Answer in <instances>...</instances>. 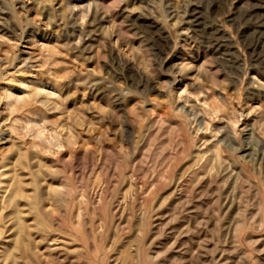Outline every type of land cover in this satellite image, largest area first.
I'll return each mask as SVG.
<instances>
[{
    "label": "rangeland",
    "instance_id": "rangeland-1",
    "mask_svg": "<svg viewBox=\"0 0 264 264\" xmlns=\"http://www.w3.org/2000/svg\"><path fill=\"white\" fill-rule=\"evenodd\" d=\"M16 187L0 264H264V0H0Z\"/></svg>",
    "mask_w": 264,
    "mask_h": 264
},
{
    "label": "bare ground",
    "instance_id": "bare-ground-1",
    "mask_svg": "<svg viewBox=\"0 0 264 264\" xmlns=\"http://www.w3.org/2000/svg\"><path fill=\"white\" fill-rule=\"evenodd\" d=\"M2 182V181H1ZM20 183V182H19ZM17 184V183H16ZM8 185V184H7ZM6 185V186H7ZM17 186V185H16ZM8 188V187H7ZM7 188H4L5 190L2 191L1 193V196H0V206L3 207H8L9 206L12 208L13 210V213L15 214V217H16V223H17V226H18V235H19V244L20 246H25V239H26V236H25V233L28 234L27 232H25V227L23 225V222H22V216H21V209H20V202L19 200L21 199H18L19 197H25L26 195H24V192L23 191H19V189L16 187L15 189H13L9 194H11L8 198L6 197V193H7ZM49 195V194H48ZM36 198H38V196H36ZM39 199V198H38ZM37 203H35L34 207H37ZM1 208V207H0ZM25 236V237H24ZM25 238V239H24Z\"/></svg>",
    "mask_w": 264,
    "mask_h": 264
}]
</instances>
